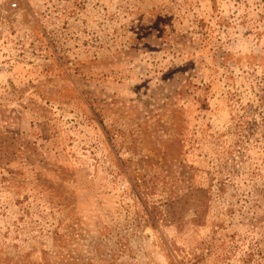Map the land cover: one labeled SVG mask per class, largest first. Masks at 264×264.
Instances as JSON below:
<instances>
[{"label": "rangeland", "instance_id": "rangeland-1", "mask_svg": "<svg viewBox=\"0 0 264 264\" xmlns=\"http://www.w3.org/2000/svg\"><path fill=\"white\" fill-rule=\"evenodd\" d=\"M0 264H264V0H0Z\"/></svg>", "mask_w": 264, "mask_h": 264}]
</instances>
